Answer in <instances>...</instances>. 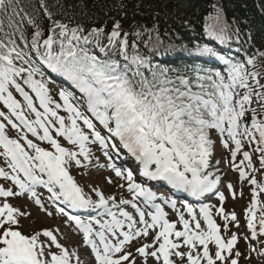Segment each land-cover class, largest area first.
<instances>
[{"label": "snow or ice", "instance_id": "snow-or-ice-1", "mask_svg": "<svg viewBox=\"0 0 264 264\" xmlns=\"http://www.w3.org/2000/svg\"><path fill=\"white\" fill-rule=\"evenodd\" d=\"M44 10L51 20L46 6ZM213 19L220 27L209 26L207 35L223 44L228 38L227 22L219 11ZM25 25L34 28L30 41ZM49 33L43 38V29L25 12L21 0H0V104L7 109L0 110V158L6 164V168L0 167V179L11 182L8 187L0 184V264H73L74 256L79 264L76 253L59 242V228L24 231L23 221L33 214L21 210L12 199L31 197L47 217L53 216L38 195V186L47 189L53 202L73 210L100 209L98 217H110L83 220L64 207L57 208L83 233L95 264H137V257L140 264H149L150 259L153 264H240V238L229 227L233 222L237 228L240 225L235 212L225 211L223 192L218 194L221 206L215 216L223 220V232L230 236L222 235L211 206L202 205L197 212L186 204V219L175 200L158 197L152 188L137 182L130 170L111 165L133 194L132 200L122 198L119 204L115 196L106 198L95 188L92 191L98 200L94 201L69 171L72 162L84 166L80 157L91 162L89 145L98 144L109 160V148L117 156L123 149L141 166L140 174L147 181L166 182L199 199L216 192L221 184V177L209 171L213 132L230 151V163L239 179L252 186L246 218L250 236L244 238L264 244L259 240L264 237V203L260 199L264 193V84L260 73L248 70V65L255 67L253 57L233 62L205 46L195 54L219 60L226 66L224 72L199 67L189 71L154 63L147 54L139 53L119 21L113 22L106 46L99 42L105 35L103 28L94 27L84 35L80 26L53 20ZM133 34L143 37L135 29ZM148 37L151 39V32ZM93 39L101 55L88 49ZM156 40L162 43L158 35ZM260 55L264 57V52ZM45 70L63 78L80 96L61 88L58 96L62 103L58 102ZM60 111L67 117L59 115ZM9 126L18 138L10 137ZM28 133L51 150L29 139ZM59 138L78 151L63 147ZM245 144L251 151L243 150ZM241 153L243 159L237 164ZM253 153L259 154V168L253 164ZM227 188L235 199L233 185L229 183ZM141 198L143 208L135 202ZM157 200L177 213L176 222L168 219V212ZM122 205H130L136 215ZM259 254L264 256V252Z\"/></svg>", "mask_w": 264, "mask_h": 264}, {"label": "trees", "instance_id": "trees-1", "mask_svg": "<svg viewBox=\"0 0 264 264\" xmlns=\"http://www.w3.org/2000/svg\"><path fill=\"white\" fill-rule=\"evenodd\" d=\"M21 5L43 29V38L50 34L55 20L69 27H82L84 35L94 27L103 28L105 35L99 42L106 46L113 22L119 21L123 31L128 33L130 45L135 44L136 50L147 54L154 63H161L156 58L171 50L198 48L200 43L191 40V35L201 36L207 33L209 26L219 28L220 24L213 19L219 11L228 25L229 43L255 59L254 69L260 73V83L264 84V57L260 55L264 52V0H43V4L41 0H21ZM44 6L51 13V20ZM25 27L30 41L34 28ZM133 29L143 33V37L137 38ZM157 35L162 43L157 42ZM87 47L95 53L98 51L95 39ZM116 58H119L118 53Z\"/></svg>", "mask_w": 264, "mask_h": 264}, {"label": "rangeland", "instance_id": "rangeland-1", "mask_svg": "<svg viewBox=\"0 0 264 264\" xmlns=\"http://www.w3.org/2000/svg\"><path fill=\"white\" fill-rule=\"evenodd\" d=\"M219 153L220 150L216 146L213 155L215 156L217 161L222 162L223 160H226V157L224 159V155H220ZM99 161L102 162V160L96 158V160L92 161V163L94 164ZM89 170L90 169L88 168V171ZM83 175L84 177L82 178V181L85 184L84 188H87L88 192L95 197L96 195L92 191L93 188L101 192L104 191L106 198L109 196H115L116 200L121 198L120 195L123 196L124 194V192L120 188L121 183L120 182L114 183L112 178L105 173L99 174V172H94L93 170V173L91 174L90 177L86 174V172L83 173ZM109 179H111L112 183H108ZM26 202L24 201L22 203L19 201L16 203V205L20 206L21 208L25 207L24 209L26 211H30L33 214L32 217H30L26 221H23L24 231H31L34 228L40 229L42 227L59 228L60 234L62 235V237H65V240H63V244L66 245L69 249H71L74 253H76V255L78 254V256L81 258V259L79 258V264H95L90 253L91 251L90 247L89 248L84 247L82 245L81 238L76 233H74V235L71 236L70 235L71 231L67 228L62 227V225L59 224L55 218L53 219V221H51L46 215H43L40 212H38L30 202H28L27 200ZM31 207L35 209V212ZM64 232H66V235L64 234ZM87 254H89L90 258L88 257ZM252 263L258 264V260L255 259L252 261ZM137 264H140V260H138ZM149 264H153L151 259L149 260Z\"/></svg>", "mask_w": 264, "mask_h": 264}]
</instances>
